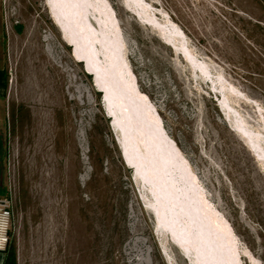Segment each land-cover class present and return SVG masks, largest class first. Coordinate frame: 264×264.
I'll return each mask as SVG.
<instances>
[{
    "label": "rangeland",
    "instance_id": "rangeland-1",
    "mask_svg": "<svg viewBox=\"0 0 264 264\" xmlns=\"http://www.w3.org/2000/svg\"><path fill=\"white\" fill-rule=\"evenodd\" d=\"M2 4L0 172L17 264H195L158 226L47 0ZM100 4L124 72L230 229L238 264H264V0Z\"/></svg>",
    "mask_w": 264,
    "mask_h": 264
},
{
    "label": "bare ground",
    "instance_id": "bare-ground-1",
    "mask_svg": "<svg viewBox=\"0 0 264 264\" xmlns=\"http://www.w3.org/2000/svg\"><path fill=\"white\" fill-rule=\"evenodd\" d=\"M47 2L51 14L59 24L64 41L72 49L75 48L73 58L83 65L86 64L85 71L88 74L96 76V87L102 95L104 94L107 111L114 120L113 125L121 139V148L128 166L133 171L141 158L136 156L132 147L133 141L128 140L121 126L122 116L118 101L122 99L115 97L112 86L120 87V95L125 96L127 91L134 95L135 99L131 101L133 110L139 107L140 110L145 112L146 109L149 112V120L144 123L143 132L147 140V148L144 150L147 154V169L143 168L144 171L140 170L139 173L136 169L134 176L136 180L139 179L150 187L154 202L152 211L160 229L168 233L184 254L192 253L195 264H238L233 236L227 224L220 220V213L204 198L198 178L190 171L183 157L164 139L161 126L146 97L133 81L131 84L125 79L124 59L114 35L116 20L114 21L104 5L100 4V0ZM86 7L92 8L99 16L102 28L100 36L94 32L95 28L89 20ZM95 44L100 46L104 60L97 56ZM107 68L117 71L118 84L107 77ZM122 106L123 113L126 114L125 108H129L130 103Z\"/></svg>",
    "mask_w": 264,
    "mask_h": 264
},
{
    "label": "water",
    "instance_id": "water-1",
    "mask_svg": "<svg viewBox=\"0 0 264 264\" xmlns=\"http://www.w3.org/2000/svg\"><path fill=\"white\" fill-rule=\"evenodd\" d=\"M90 18H91V20L89 19L90 22L97 25L96 22H94L95 21L94 16H90ZM97 45H99V44H97ZM95 48H96L97 56L99 58L100 57L103 58V60H104L103 52H102L100 46H96V44H95ZM74 49L75 48L72 49V55L74 54ZM85 66H86V64H84V67ZM106 67H107V65H106ZM106 67H104V68L106 69ZM85 70H86V68H85ZM107 71H108L107 77H109L110 79L112 78V82L118 84V78H117V74H116L117 71H115L114 68H109V70L107 68ZM125 76H126L125 79H127L128 82H130L132 84L133 82H132L130 76L127 73H125ZM92 77H93L94 86L96 87L97 86L96 76L93 75ZM119 89H120V87L112 86L111 90L114 91L116 98L122 99V100L118 99V100H120V101H118V103H119V110H121V116H122L121 126L125 130V135L128 137V140L133 141L132 147L134 148L136 156H139L141 158V160L138 161V165L136 166V169L139 173L140 170L144 171V169L146 168L145 164L148 162L146 160L147 154L144 152V150L147 148V145H146L147 140L144 138L143 132H144V125H145L144 123L148 122V120H149L147 118L149 112L146 109L144 112V111H142V109L140 110L139 107H137L136 110L135 109L133 110L132 105H131V101L133 99H135L134 95L129 94L128 91L125 93V96H123L122 94L120 95ZM102 100H104V94L102 96ZM125 103H130V107H131V108L129 107L130 109L125 108L126 114L123 113L124 106H122V105H125ZM111 124H112V121H111ZM120 149H121V147H120ZM121 153H122V156L124 158V152L121 151ZM158 163H159V161H157L156 165H158ZM136 169H134L133 174L137 173Z\"/></svg>",
    "mask_w": 264,
    "mask_h": 264
},
{
    "label": "crops",
    "instance_id": "crops-1",
    "mask_svg": "<svg viewBox=\"0 0 264 264\" xmlns=\"http://www.w3.org/2000/svg\"><path fill=\"white\" fill-rule=\"evenodd\" d=\"M2 0H0V145L3 134V128L6 125V115L3 114V91H4V70L6 65V39H5V20ZM4 196L2 177L0 172V199ZM6 255L0 253V264H5Z\"/></svg>",
    "mask_w": 264,
    "mask_h": 264
},
{
    "label": "built area",
    "instance_id": "built-area-1",
    "mask_svg": "<svg viewBox=\"0 0 264 264\" xmlns=\"http://www.w3.org/2000/svg\"><path fill=\"white\" fill-rule=\"evenodd\" d=\"M13 206L9 198L0 199V253L5 254L11 244Z\"/></svg>",
    "mask_w": 264,
    "mask_h": 264
},
{
    "label": "trees",
    "instance_id": "trees-1",
    "mask_svg": "<svg viewBox=\"0 0 264 264\" xmlns=\"http://www.w3.org/2000/svg\"><path fill=\"white\" fill-rule=\"evenodd\" d=\"M9 250H10V247L7 250V252L5 253V255H6L5 264H17L15 251L13 249H11V251H9Z\"/></svg>",
    "mask_w": 264,
    "mask_h": 264
}]
</instances>
